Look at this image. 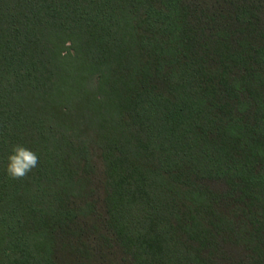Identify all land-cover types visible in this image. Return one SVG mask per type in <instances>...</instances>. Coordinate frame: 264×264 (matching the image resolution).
Instances as JSON below:
<instances>
[{
  "label": "trees",
  "instance_id": "trees-1",
  "mask_svg": "<svg viewBox=\"0 0 264 264\" xmlns=\"http://www.w3.org/2000/svg\"><path fill=\"white\" fill-rule=\"evenodd\" d=\"M0 264H264V0H0Z\"/></svg>",
  "mask_w": 264,
  "mask_h": 264
},
{
  "label": "clouds",
  "instance_id": "clouds-1",
  "mask_svg": "<svg viewBox=\"0 0 264 264\" xmlns=\"http://www.w3.org/2000/svg\"><path fill=\"white\" fill-rule=\"evenodd\" d=\"M37 156L21 146H15L8 157L6 171L9 176L16 178L26 174L37 164Z\"/></svg>",
  "mask_w": 264,
  "mask_h": 264
}]
</instances>
